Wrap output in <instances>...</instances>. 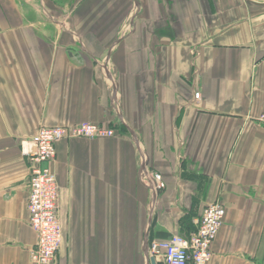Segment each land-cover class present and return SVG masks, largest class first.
<instances>
[{"label": "crops", "instance_id": "obj_1", "mask_svg": "<svg viewBox=\"0 0 264 264\" xmlns=\"http://www.w3.org/2000/svg\"><path fill=\"white\" fill-rule=\"evenodd\" d=\"M44 2L0 0V264H35L21 141L83 122L115 135L55 145L54 264H148L215 202L210 264H264V0Z\"/></svg>", "mask_w": 264, "mask_h": 264}, {"label": "built area", "instance_id": "obj_2", "mask_svg": "<svg viewBox=\"0 0 264 264\" xmlns=\"http://www.w3.org/2000/svg\"><path fill=\"white\" fill-rule=\"evenodd\" d=\"M200 93H194L199 98ZM264 125V114L257 117ZM115 135L113 128L79 123L69 126L42 127L29 139L21 141V152L29 160L27 210L29 226L36 234V244L30 250L35 264H54L62 240L59 220V186L52 162L58 141L73 137L101 138ZM150 183L157 190L160 175L153 174ZM225 207L220 202L206 206L196 227L188 233H175L167 238H151L146 243L147 255L164 264H210L212 243L223 224Z\"/></svg>", "mask_w": 264, "mask_h": 264}, {"label": "rangeland", "instance_id": "obj_3", "mask_svg": "<svg viewBox=\"0 0 264 264\" xmlns=\"http://www.w3.org/2000/svg\"><path fill=\"white\" fill-rule=\"evenodd\" d=\"M59 1L60 0H53V2H52V0H50V1L49 0H45L44 3H45L46 6L43 5V4H42V6H35L36 7V12L37 13L40 12V14H42L43 11L47 12L48 15H50L52 19L57 20V17H56L57 13L56 12H60V10H59L60 8H59V6H56L54 4L59 3ZM75 2H73L72 4H75ZM70 4H69V8H67L68 11H71V9L73 7V5L71 4V6H70ZM47 6H48V8H46V10H45V7H47ZM37 10H39V11H37ZM57 22H58V20H57Z\"/></svg>", "mask_w": 264, "mask_h": 264}, {"label": "water", "instance_id": "obj_4", "mask_svg": "<svg viewBox=\"0 0 264 264\" xmlns=\"http://www.w3.org/2000/svg\"><path fill=\"white\" fill-rule=\"evenodd\" d=\"M147 241L148 240L145 241V245H146ZM146 256H147V263L148 264H157L153 257L147 255V252H146Z\"/></svg>", "mask_w": 264, "mask_h": 264}]
</instances>
